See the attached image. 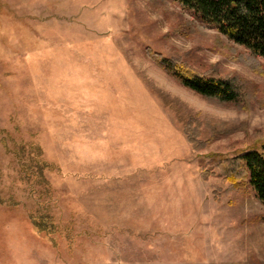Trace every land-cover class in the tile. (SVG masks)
I'll list each match as a JSON object with an SVG mask.
<instances>
[{
  "label": "rangeland",
  "instance_id": "374dc122",
  "mask_svg": "<svg viewBox=\"0 0 264 264\" xmlns=\"http://www.w3.org/2000/svg\"><path fill=\"white\" fill-rule=\"evenodd\" d=\"M146 49L235 77L250 108ZM263 99L264 59L169 0H0V264L42 247L51 264H264V206L216 167L264 139Z\"/></svg>",
  "mask_w": 264,
  "mask_h": 264
},
{
  "label": "trees",
  "instance_id": "16d2710c",
  "mask_svg": "<svg viewBox=\"0 0 264 264\" xmlns=\"http://www.w3.org/2000/svg\"><path fill=\"white\" fill-rule=\"evenodd\" d=\"M191 12L200 22L212 26L233 44L244 48L250 55L264 59V0H169ZM146 57L178 85L219 105L248 110L255 90H248L233 76L201 74L188 65L164 58L150 49ZM264 105V99L259 102ZM187 123L184 134L194 151L206 143L197 140L198 133ZM232 130V129H231ZM229 133L230 130H225ZM247 148L236 156L216 164L220 176L231 189L246 182L257 201L264 206V139L248 137ZM206 176V175H203ZM36 229V228H35Z\"/></svg>",
  "mask_w": 264,
  "mask_h": 264
},
{
  "label": "crops",
  "instance_id": "0c3cea01",
  "mask_svg": "<svg viewBox=\"0 0 264 264\" xmlns=\"http://www.w3.org/2000/svg\"><path fill=\"white\" fill-rule=\"evenodd\" d=\"M38 250L41 252L39 254L43 258V259H41L39 264H46V261L51 264V252L49 251V249H47L46 247H44V248L42 247Z\"/></svg>",
  "mask_w": 264,
  "mask_h": 264
}]
</instances>
